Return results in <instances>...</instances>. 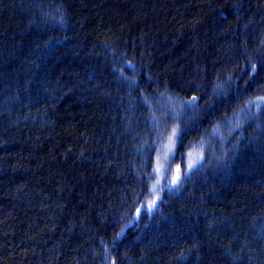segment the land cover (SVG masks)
<instances>
[{"label": "trees", "instance_id": "1", "mask_svg": "<svg viewBox=\"0 0 264 264\" xmlns=\"http://www.w3.org/2000/svg\"><path fill=\"white\" fill-rule=\"evenodd\" d=\"M261 96L264 0H0V264H264Z\"/></svg>", "mask_w": 264, "mask_h": 264}, {"label": "snow or ice", "instance_id": "2", "mask_svg": "<svg viewBox=\"0 0 264 264\" xmlns=\"http://www.w3.org/2000/svg\"><path fill=\"white\" fill-rule=\"evenodd\" d=\"M253 71H255V65L252 66ZM248 106H254L258 110H264V96L258 97L256 100H249ZM196 105V97H193L190 101L185 103V107L193 108ZM166 123V121H165ZM239 127V125H237ZM153 128L157 130V138L160 140V147L151 149L156 152V166L153 172L150 174L149 179L154 180L155 183L152 184L151 189L147 193V198L150 202L147 205V208L143 207L137 208V216L141 214L142 211L152 212L157 203L161 200L159 193L166 188H169L168 180L171 181V187H178L185 177H188L191 172H193L198 166L202 167L201 161L203 160V152L197 156L196 146L192 147V150L188 152V159L186 169L182 170L181 164H183V154L179 151L178 144L183 139L182 130L178 127L171 129L170 134H168L167 129L163 127L162 123L158 120H153ZM214 132L217 129L213 130ZM166 135L167 139L164 142V136ZM151 148V146H149ZM180 158V163H176V157ZM150 163V162H149ZM176 163L175 175H171V165ZM162 181L164 183H162ZM133 221H129L130 226ZM124 234V229H121L120 233L116 235V241H118ZM115 264V262H113Z\"/></svg>", "mask_w": 264, "mask_h": 264}, {"label": "rangeland", "instance_id": "3", "mask_svg": "<svg viewBox=\"0 0 264 264\" xmlns=\"http://www.w3.org/2000/svg\"><path fill=\"white\" fill-rule=\"evenodd\" d=\"M199 150H200L199 148H196V153H195V155L198 156V155L200 154L201 151H199ZM153 183H155V181H154Z\"/></svg>", "mask_w": 264, "mask_h": 264}]
</instances>
